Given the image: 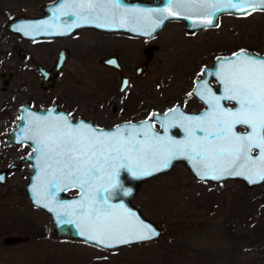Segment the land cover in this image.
<instances>
[{"label": "snow or ice", "instance_id": "obj_1", "mask_svg": "<svg viewBox=\"0 0 264 264\" xmlns=\"http://www.w3.org/2000/svg\"><path fill=\"white\" fill-rule=\"evenodd\" d=\"M226 9L247 16L264 11V0H168L166 8L155 11L122 8L120 0H64L54 18H74L66 23L68 30L90 24L97 28L125 27L129 31L142 27L146 18L151 29L141 34L151 35L173 16H195L193 23L197 27L218 26L213 17ZM32 28L41 31L54 26L40 22ZM209 74L219 80L222 93L217 95L206 80L201 81L203 89L198 85L188 95L198 96L206 109L199 114H187L179 107L167 110L159 121L163 134L154 131V123H149L155 113L139 125L129 122L111 131L84 121L74 124L65 116L42 119L33 115L34 122L23 139L33 141V151L39 153L41 161L43 175L37 177L41 183L33 187L35 203L56 211L58 217H71L64 222L75 224L81 237L111 249L160 234L123 204L109 203L116 195L131 194L118 182L121 170L142 178L169 168L174 160L187 159L202 180L238 176L250 184L264 181V58L240 50L224 58L218 72ZM127 85L128 81H124L122 92ZM225 102H233L235 107L229 108ZM238 126H244L246 131L239 133ZM171 127L182 129L183 139L170 136ZM72 188L78 190L77 199L51 207L58 192Z\"/></svg>", "mask_w": 264, "mask_h": 264}, {"label": "rangeland", "instance_id": "obj_2", "mask_svg": "<svg viewBox=\"0 0 264 264\" xmlns=\"http://www.w3.org/2000/svg\"><path fill=\"white\" fill-rule=\"evenodd\" d=\"M45 1L0 0V22L20 13L35 14L39 11L38 5ZM214 25L218 26L197 28L194 34H188L182 23H168L154 40L159 48L146 74L131 88L142 92L152 83L153 103L158 110L176 101L183 104L187 102L183 100L186 99L185 89L200 61H209L211 56L242 44L264 53V11H254L247 16L220 14ZM81 37L89 43L94 41L86 33ZM134 38L128 33L118 35L123 52L137 49L139 53V42L132 43ZM108 41L115 44V40ZM14 43L17 44L13 36L0 34L1 63L11 62L12 57L7 52ZM89 43L74 46L61 80L72 78L68 84L76 94L100 88L113 93L108 71L91 70L90 73L85 69L89 64L83 61L87 59L83 50ZM39 49L32 46V54L36 56ZM151 75L153 82L149 80ZM102 78L105 79L102 81ZM98 83H102V87ZM91 120L98 126H110L122 119L98 117ZM25 171L13 174L24 176ZM16 196L10 188L3 191L0 200L12 201ZM131 202L155 222L160 234L150 241L115 249L55 237L48 231L49 219L44 212H33L30 207L10 208L19 226L4 232L26 233L28 239L19 246L6 249L0 246V264H252L262 261L264 181L250 187L237 179L212 184L195 179L181 163H176L170 170L144 180ZM6 213H9L8 208ZM3 222L0 227L8 221Z\"/></svg>", "mask_w": 264, "mask_h": 264}, {"label": "flooded vegetation", "instance_id": "obj_3", "mask_svg": "<svg viewBox=\"0 0 264 264\" xmlns=\"http://www.w3.org/2000/svg\"><path fill=\"white\" fill-rule=\"evenodd\" d=\"M49 1L51 0H46L45 2ZM4 12L8 15L10 14L8 11ZM40 12L39 10L35 14L30 15H38ZM11 17L9 16L0 22V34L13 36L17 42V44L14 43L13 47H10V51L7 52V54L12 57L9 58L11 62H0V64H3L0 65L2 68H0V92H2V96H0V170L4 171V169L13 167L7 169L3 174H0V177H3V180H0V199H2L3 191H6V189L9 190L10 188H13L15 194L18 196L12 201L6 200L5 202L0 200V224L4 223V219L8 221L3 227H0V246L4 249L12 246H19L28 239L26 233L4 232L19 226L16 222V214H14V212L11 214L10 208L23 210L30 207L33 212H44L41 208L32 205L27 200L24 192L25 184L28 180V173L31 170V164L25 157L31 152V146L27 142H13L7 140V134L16 126L21 107L28 106L33 110L51 109L50 111L54 113L65 112L70 119L81 118L91 120L98 117H114L122 119L120 121L146 118L153 112H162L165 108L173 104H178L185 112H198L205 108L206 105L198 96H189L188 93L195 92L198 85L203 89L204 86L200 84L201 81L206 80L208 87L217 95L222 93V85L219 83V80L215 76L209 74L213 71H206L204 72L205 75H201L205 67L212 65L215 57L226 56L239 49L264 54L242 44V46H236L231 50L211 56L209 61H200V63L196 64L194 76L191 78L189 86L185 89L186 99L183 100L187 102L182 104L176 101L158 110L155 109L153 103L152 83L142 92H139V90L136 91L131 87L134 82H138L143 78L150 63L153 61L154 52L159 48V44L155 43L154 40L157 39L159 33H161L168 23H182L181 20L167 19L163 25L164 28L162 27L163 29L161 28L159 32L157 31L147 38L134 35L136 38L132 40V43L136 44V42H139L138 53L137 49L128 52L122 51V44L121 41L118 40V35L125 32L106 31L93 27H81L66 36L29 39L6 30L4 27L5 22ZM84 33L93 37L94 41L89 43V41L83 37L80 38V35L82 36ZM185 33L194 34L193 30H185ZM108 39L115 40V44H112ZM83 43H89L88 45L86 44L85 51L83 50V54L87 56V59L83 61L89 64L85 69L89 70L90 73L91 70L108 71L110 73V78L108 80L112 82L111 91L113 93L100 88L98 91L88 90L85 93L79 92L76 94L72 85L68 84V81L72 78L61 80L65 66L74 53V46L79 47L80 44L83 45ZM151 45H155L156 47L149 50L148 46ZM32 46L40 48L39 51L36 52V56L31 52ZM59 52L66 54L65 59L58 71L54 74H50ZM105 57H111L110 59L114 62V65L109 62H102L101 58ZM140 64L144 65L139 72L136 71V69L140 68ZM104 79L105 78H102V81ZM149 80L153 82L152 75ZM124 81H128V85L122 92L121 88L124 86ZM100 85L102 87V83H98L99 87ZM225 103L229 108L235 106L233 102ZM120 121H116L113 124ZM153 123L155 127H157L156 122L153 121ZM237 130L243 131L244 128L238 126ZM24 169L26 170L24 176L13 174V172H20ZM16 179L21 180L17 182ZM13 183L17 184L12 185ZM68 192L73 193L74 190H68ZM7 208L9 213H6ZM262 242V261L252 264H264V207L262 208Z\"/></svg>", "mask_w": 264, "mask_h": 264}, {"label": "water", "instance_id": "obj_4", "mask_svg": "<svg viewBox=\"0 0 264 264\" xmlns=\"http://www.w3.org/2000/svg\"><path fill=\"white\" fill-rule=\"evenodd\" d=\"M64 0H51L49 2H45L42 3L40 5H38V9L41 11L40 14L38 15H27V14H16L13 15L11 18H9L6 22L4 27L6 28V30L14 32L22 37H26L29 39H35V38H40V37H54V36H66L69 35L73 32H75L77 29L81 28V27H93V28H97L94 25H90V24H83L81 27L78 28H72L71 30H68L66 28V23H71L73 21L74 18L69 17V16H63L60 15L59 19H55L54 16L57 15L56 10L61 8V6L63 5ZM121 3V7L122 8H126V9H130V10H141V11H146V10H159L162 8H166L167 4H168V0H120ZM224 13H232V14H236V15H241L240 13L231 10V9H226L224 11L221 12H217L215 14V16L213 17L214 20V24L216 23L218 16L220 14H224ZM153 19H155V17H153ZM168 19H179L182 21L183 23V28L187 31H192L195 30L197 28H201V27H197L196 24L193 23V20L197 19V17L193 16L190 19H185L183 16L180 17H170ZM167 20V19H166ZM155 29V31H153L151 33V35H147V34H141L142 32H147L151 29V24L150 21H148L146 18L144 20V24L142 27L138 28L136 31H129L127 28L125 27H121V28H97V29H101V30H106V31H120V32H125L128 34H132L135 36H140V37H150L153 34H155L157 31H159L163 25L165 24V21ZM40 22H48L51 23L54 26V29H50V30H41V31H35L32 26L36 25ZM59 26V27H55V26ZM20 28L23 29L22 31H17L16 29ZM53 31L55 32H60V31H64V34H53ZM25 32H29V35H25ZM156 47L155 45H151L148 46V49L151 50V48ZM240 50L243 49H239L234 51L233 53L226 55V56H218L215 57V59L213 60V63L211 66H207L204 68L203 72L206 71H213V72H218L219 71V65L220 62L222 60H224V58H230L233 56L234 53H238L240 52ZM248 55L253 56V57H258V58H264V54H258L256 52H252V51H247L244 50ZM65 55L62 52H59L56 59H55V64L53 67V70L50 72V74H54L58 71L59 67L61 66V64L63 63L64 59H65ZM111 57L107 58H101L102 62H109L111 61L110 59ZM219 58V59H218ZM112 65H114L113 63H111ZM144 64H140L139 65V69H136V71H141L142 70V66ZM199 80V79H198ZM197 80V81H198ZM196 83V82H195ZM173 107H179L181 110L182 108L178 105V104H173L167 108H165L162 112H153L156 115L153 116L152 120H149V123H153V121L156 122L157 127L154 126V131L156 132H160L161 134H163V128L160 126V119L163 118V114L173 108ZM235 107V106H234ZM232 108V107H231ZM206 109L203 108L202 110L198 111V112H185L187 114H199L202 113L204 110ZM51 109H45V110H33L30 109L28 106H23L21 107L20 110V116L17 120L16 126L11 130V132H9L7 134V140L8 141H13V142H27L29 143V145L31 146V152L25 157L26 160H29L30 162V167L31 170L28 173V180L25 184V196L27 198V200L34 206L41 208L48 216L49 218V227H48V231L51 235L55 236V237H65V238H74V239H79L82 240L84 242L87 243H91L94 244V242L92 241H87L85 240L83 237H81L78 234V229L76 227L75 224H70V223H65L64 221L67 219H71V217H65V216H60L58 217L56 214V211H49L48 208H44L40 205H37L35 203V199H36V195L35 192L33 190L34 186H39L41 181L37 179L38 176H42L43 174L41 173V161L40 159H38L39 157V153L38 152H34L33 149L35 147L34 143L32 140H24L23 137L25 136L26 130L29 128V126L34 122L33 121V115H35L36 117L42 118V119H50L52 117H57V116H65L67 117L72 123H77L79 121H84L89 125H92L98 129H103V130H114L115 126L120 125L123 126L126 123H132V124H136L139 125L140 122L145 121L146 119H148V117L146 118H140L137 120H123L120 122H117L111 126H97L95 125L91 120L88 119H81V118H77V119H70L65 112H61V113H54L52 111H50ZM49 113H51V116L49 115ZM23 117V119H21ZM244 128L243 131H238L239 133L243 134L246 131V128L244 126H241ZM30 134V133H28ZM168 134L170 136H172L173 138L176 139H183L184 137V133L183 130L180 128H176V127H171L169 128V132ZM256 152H253V155H255ZM176 163H181L185 169L190 173L191 176H193L195 179L197 180H201V181H205V182H209V183H218L222 180L225 179H239L241 180L247 187H250L252 185L255 184H250L246 179H244L243 177H238V176H230V177H225L221 180H211V179H200L197 175H196V171L193 168L192 162L187 160V159H179V160H174L171 164V166L165 170L159 171L154 173L152 176H147V177H142V178H136L133 177L130 173H128L125 170H121L118 176V182L119 184L122 186V189H130L131 190V194L127 195V196H120V195H116L114 196L109 203L113 204V205H119V204H123V206L125 208H127L128 210H130L131 212L135 213L138 217L141 218V220H143L144 222H146L147 224H150L155 230H157L160 233V228L155 224L154 221L148 219L147 217H145L140 209L138 207H136L134 204H132L131 202V198L132 196L135 194V192L138 190L139 186L141 185V183L146 180L149 179L151 177H154L156 175L162 174L168 170H170ZM13 167V166H12ZM12 167H9L7 169H11ZM7 169L0 170V174H3ZM263 181H260L258 183H261ZM256 183V184H258ZM68 190H74L73 193H69ZM65 191H61L58 192L56 195V201H54L51 205V207L55 208L56 207V203L57 202H71L75 199L78 198V190L77 189H68ZM157 237V236H156ZM155 238V237H154ZM153 238V239H154ZM150 241V240H147ZM139 242H145V241H139ZM133 243H137V242H133ZM131 243V244H133ZM95 245V244H94ZM130 245V244H128ZM125 246V245H122ZM102 248V247H101ZM117 248V247H115ZM115 248H111V249H115Z\"/></svg>", "mask_w": 264, "mask_h": 264}]
</instances>
